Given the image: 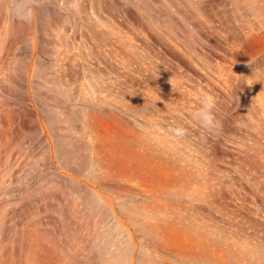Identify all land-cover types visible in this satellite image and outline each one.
<instances>
[{
	"label": "rangeland",
	"instance_id": "obj_1",
	"mask_svg": "<svg viewBox=\"0 0 264 264\" xmlns=\"http://www.w3.org/2000/svg\"><path fill=\"white\" fill-rule=\"evenodd\" d=\"M0 264H264V0H0Z\"/></svg>",
	"mask_w": 264,
	"mask_h": 264
},
{
	"label": "clouds",
	"instance_id": "obj_2",
	"mask_svg": "<svg viewBox=\"0 0 264 264\" xmlns=\"http://www.w3.org/2000/svg\"><path fill=\"white\" fill-rule=\"evenodd\" d=\"M195 117L200 121L202 126L211 128L214 126V116L212 114V104L203 102L200 109L195 113ZM177 135L183 134V129H175Z\"/></svg>",
	"mask_w": 264,
	"mask_h": 264
}]
</instances>
